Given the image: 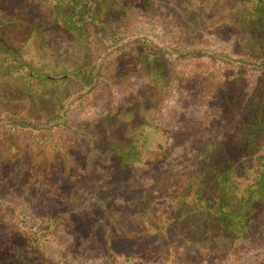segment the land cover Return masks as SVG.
I'll use <instances>...</instances> for the list:
<instances>
[{
  "label": "trees",
  "instance_id": "16d2710c",
  "mask_svg": "<svg viewBox=\"0 0 264 264\" xmlns=\"http://www.w3.org/2000/svg\"><path fill=\"white\" fill-rule=\"evenodd\" d=\"M109 1L56 2L49 22L40 28L21 21L20 32L30 37H38L48 27H60L72 38L74 64L60 71L52 72L26 59L12 41L11 48H0V65H5L0 75L11 72V79L19 84L11 89V101L0 102L11 142L16 141L14 136L34 135L24 143L30 152L27 158L21 154L24 160L19 173H11V166L0 169V220L24 231L25 239L36 246L53 236L54 223L63 220L72 208L56 203L55 211L41 217L35 230H23L22 215L8 210L11 195L28 196V187L37 183L39 170L51 173L54 165H61L59 175L53 177L55 182L74 188L75 169L70 166L64 143L75 134L86 136L94 148L106 141L112 160L122 169L142 165L147 155L151 159V155L167 154L168 158L174 146H180L191 153L174 159L179 161L175 164L179 170L172 172V177L167 172L152 179L154 191L169 196L167 177L184 176L181 182L172 181L177 187L171 192L176 194L177 207L171 206L173 213L164 223V214L158 213V224L155 228L145 226L146 230L166 236L170 233V246L176 236L185 238L196 251L201 249L200 256L204 251L209 256H231L239 250L253 216L264 205V0H222L214 12L212 0H167L163 40L134 25L130 6ZM142 2L146 10L156 7L154 0ZM223 31H230L224 41ZM215 43L223 48H216ZM137 71L146 86L137 100L151 99L148 89L159 94L175 91L183 111L185 105L203 107L212 100V105L224 106L231 116L224 120L211 110L198 119L176 118L173 133H167V151L159 152L151 151L150 134L160 132L157 125L161 123L155 131H148L144 123L134 122L130 126L135 130L124 137L112 134L122 122L133 121L135 109L99 116L96 127L84 130L68 122L72 96L79 105L93 101L104 91L115 92L117 84ZM159 94L152 100L154 123L163 109ZM9 211L17 217L6 219Z\"/></svg>",
  "mask_w": 264,
  "mask_h": 264
},
{
  "label": "rangeland",
  "instance_id": "374dc122",
  "mask_svg": "<svg viewBox=\"0 0 264 264\" xmlns=\"http://www.w3.org/2000/svg\"><path fill=\"white\" fill-rule=\"evenodd\" d=\"M65 1L68 0H0V48H11L12 41L26 59L32 60L36 65L45 66L52 72L74 64L76 48L72 38L66 36L60 27H48L38 37H30L28 33L22 34L19 28L22 20L36 28L46 25L49 22L52 4ZM110 1L124 7L130 6L134 25L142 29V32L156 35L162 40L166 38L167 0H154L155 9L146 7L148 10L144 9L142 0ZM221 1H211L212 12ZM16 19V24L12 25L11 23ZM223 32L221 39L224 41L230 31ZM227 43L226 41V45ZM214 46L223 48L218 43ZM202 60L209 62L207 58ZM4 66L0 65V73L4 72ZM198 67L202 69L203 64ZM136 73L125 82L117 84L115 92L104 91L93 101H82V105H79V101L77 102L75 96H72L74 102L69 107L68 122L84 130L96 127L99 116L119 110L135 109L132 111L133 121L122 122L112 134L118 138L124 137L130 133L128 131L135 130V127L130 126L134 122L144 123L148 131H153L155 126L161 123L157 125L161 127V131L150 134L151 151L159 152L167 151V133H173L176 118L198 119L203 116L204 111H209L210 114L211 110H216L215 114L224 120L227 115L231 116L228 110L222 109L224 106L218 108L217 104L212 105V100L203 107L185 105L183 111L179 107L175 91L165 90L159 94L148 89L151 99H146L145 102L137 100V96L144 94L143 90L146 86L141 73L138 71ZM15 86L19 84L11 79V72L0 75L1 103L11 101V89ZM158 94L163 109L159 111L160 115L155 124L152 122L154 118L151 114L154 104L152 100ZM0 114V118L3 119L0 122V169L11 166V173L18 174L19 165L24 160L21 154L27 158L30 152L24 143H29L34 135L26 133L23 138L14 136L16 141L11 142V132L7 130L8 119L2 111ZM34 131L38 133L37 130ZM110 133L111 131L106 137ZM64 144L65 149L70 153V166L75 169L72 177L74 188L61 187L55 182L53 177L59 175L61 165H54L51 173L40 169L37 183L28 187L29 195L21 196L16 192L13 193L11 209L8 210L15 209V212L22 215L23 221L20 226L23 230L30 231L38 227L41 217L51 215L55 211L56 203L63 204H57L59 207L66 204L72 208L71 211L63 216V220L54 223L53 236L43 239L38 246L35 245L37 243L33 241L29 243L27 238L25 239L24 231L6 225L0 220V264H172L174 262H177L176 264H264V205L259 207L253 216L239 250L231 256L226 255L227 253L209 256L205 251H202L203 254L200 256L201 249L196 251L191 241L185 238L176 236L172 239L173 245L170 246L167 241V239L171 241L170 233L166 236L161 232L146 230L147 226L155 228V224H158L156 216L158 213L164 214L162 219L159 218L162 223L165 222V218L171 217L173 213L171 206L176 204L174 200L176 194L174 196L171 192L177 189L172 181L181 182L184 178L182 174L175 179L167 177V184L170 187L168 196L161 191L158 193V189L154 191L153 177L157 178L162 174L166 176L167 172L170 175L168 176L172 177L171 173L179 170L178 166H175L179 161L176 162L174 159L182 153L189 156L191 149L186 151L185 148L174 146L168 158L167 154L151 155V159L155 162H150L151 159L147 155L142 165L122 169L117 168L112 160L106 141L99 142L94 148L86 136L75 134ZM55 160L61 161V158ZM176 207L177 204L174 208ZM12 214L9 211L6 219L13 220L17 217ZM169 231L170 229H167V232ZM171 231L174 233L173 229ZM171 251L173 255L169 256Z\"/></svg>",
  "mask_w": 264,
  "mask_h": 264
}]
</instances>
